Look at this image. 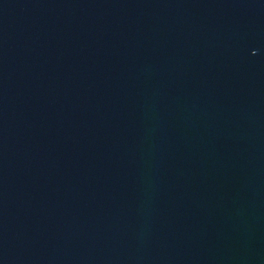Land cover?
Wrapping results in <instances>:
<instances>
[{"label":"water","instance_id":"water-1","mask_svg":"<svg viewBox=\"0 0 264 264\" xmlns=\"http://www.w3.org/2000/svg\"><path fill=\"white\" fill-rule=\"evenodd\" d=\"M0 264H264V0H0Z\"/></svg>","mask_w":264,"mask_h":264}]
</instances>
